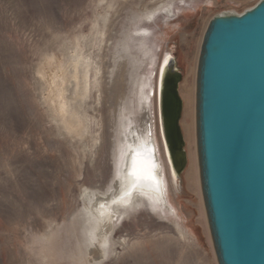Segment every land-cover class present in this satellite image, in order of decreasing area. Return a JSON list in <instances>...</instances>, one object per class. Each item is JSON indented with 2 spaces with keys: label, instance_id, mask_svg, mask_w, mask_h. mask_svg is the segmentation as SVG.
<instances>
[{
  "label": "rangeland",
  "instance_id": "1",
  "mask_svg": "<svg viewBox=\"0 0 264 264\" xmlns=\"http://www.w3.org/2000/svg\"><path fill=\"white\" fill-rule=\"evenodd\" d=\"M260 1L0 0V264H73V255L85 254L88 246L78 234L69 238L65 226L83 214L88 192H108L118 177L121 139L130 142L128 126L140 119L137 113L126 116L127 103L134 101L135 111L140 98L143 125L153 121L150 138L173 212L137 193L143 203L116 217L109 255L79 263L218 264L203 209L197 141L194 135L190 143L185 133L186 126L195 131L196 110L186 116L183 90L192 93L195 107L200 48L210 21L242 14ZM167 52L183 74L188 165L178 192L158 123L157 81ZM62 64L65 99L84 125L79 134L69 132L56 113L44 76ZM85 73L89 91L83 95Z\"/></svg>",
  "mask_w": 264,
  "mask_h": 264
},
{
  "label": "water",
  "instance_id": "2",
  "mask_svg": "<svg viewBox=\"0 0 264 264\" xmlns=\"http://www.w3.org/2000/svg\"><path fill=\"white\" fill-rule=\"evenodd\" d=\"M182 80L169 54L159 77V127L179 189L188 165ZM196 138L218 264H264V0L208 24L197 68Z\"/></svg>",
  "mask_w": 264,
  "mask_h": 264
},
{
  "label": "bare ground",
  "instance_id": "3",
  "mask_svg": "<svg viewBox=\"0 0 264 264\" xmlns=\"http://www.w3.org/2000/svg\"><path fill=\"white\" fill-rule=\"evenodd\" d=\"M164 9H166V8H164ZM169 9H168V11H169ZM169 54L172 55L173 53L167 52L164 56L163 61H165L166 57ZM78 62H79V60H78ZM74 66H75V64H74ZM62 67H64L63 64H62V66L59 65L57 67L56 71L50 72V70H48V71H46L44 76L46 77L49 86L53 90L52 91V95H53L52 102L53 103L52 102L51 103L54 105L56 113L64 121L65 126L67 127L69 132L79 134L82 131L84 125L80 119L76 118L78 116H76L74 114V112L71 111L72 109H70V107H69V104L67 102L68 100L66 101V99H65V95H64L65 78L62 76V74L61 75L58 74V71L63 70ZM161 67H162V64H161ZM161 67H160V71H161ZM78 68H79V66H78ZM49 69H51V68H49ZM74 71H75V73L73 72L74 74L72 73L73 75L72 74L71 75L76 80V85H77V82L79 81V75H78V72L76 69ZM86 71H84V72H86ZM160 71H159V76H158V81H157V94H156L157 95V108H158V92H159ZM88 74L85 73L84 76L82 77L83 79H81V81L82 80L84 81V85H85V87L83 86L84 87L83 95H86V93L89 91L88 90L89 89L88 88V80H89ZM140 83H141V81H140ZM183 91H184V95L186 98V105H187L186 116L187 117H194V112L196 110V106L194 107V97L192 96V93L190 91L186 90V88ZM195 92H196V90H195ZM80 96H82V95L80 94ZM195 96H196V94H195ZM137 102H138V100H137ZM134 103H135L134 101H131V103H127L128 106L126 109H127L128 113L126 116L129 119H133L134 114L137 113L136 115H138L137 117H139L140 119L137 118V120H139V121H137L138 122L137 124L134 123V121H133L128 126V129L130 132V137H129L130 142L127 143L126 141H122V139H121V144H120V148H119L120 149L119 160L123 157V164H122L121 169L118 170V173H119L118 177L115 179L114 182H112L113 183L112 185L110 184L111 188H110V190H108V192H100L99 190H94L92 192H88V194L89 193L90 194L92 193V194L89 195L87 197V199L84 200V202L87 201L86 202L87 205L84 204L85 209L83 208L84 209V212H82L83 214L80 215V213H81L80 212L79 213L80 216L78 218L76 216V218L72 222V224H69L70 225L69 227L65 226V232H67L69 234V238L72 239V238H74L75 234H78L79 239H81V241L84 243L83 244L81 242V244H83V246L85 245L84 246L85 248H86V246H88V248L92 247V249H89V250H87L88 248L85 249V254H84V251L82 252V250H81L80 251V254H81L80 257L77 255H73L72 259L70 258V260H72L71 262L73 264H78L80 261H85L87 259L90 260L89 257H91V256H94V257H91L90 261L87 260L88 263L93 262V261L98 262V261L104 260L109 255V247L110 246L107 247L108 246L107 241L111 238L110 237L111 233L115 229V226H116L115 220L117 219L116 217L121 215V214H125V213L130 214L133 204L143 203V201L141 200V197H140L141 201L138 200L139 195L137 193L144 192L145 194L151 195L158 202V204H160L161 208H165V206H166L170 209L171 212H173V209L171 208V206L169 204L168 197H167L165 180L161 179V177H160L161 167H160V161L158 158V152L156 150V146H155L154 142L152 141L153 139L150 138V134L153 135V121L150 120V122L148 123V124H150V127H148V124H146V123H145L146 125L145 124L143 125V123L145 121V114H142L143 108H144V105H143L144 102L140 98L138 104L136 105L137 108L135 109V111L133 110V104ZM195 105H196V100H195ZM183 110H184V103H183ZM158 123H159V109H158ZM142 127H144V130H146L145 136H144V132L141 130ZM159 130H160V127H159ZM134 131L136 132V134L134 133ZM185 133H186V136L189 139L190 143H191L192 139H194V135H195V142L197 141L196 127H195V131H194V126L193 127L192 126H186L185 127ZM160 135H161V132H160ZM161 139H162V137H161ZM118 142H120V141H118ZM122 142H123V144H122ZM135 152L143 153V156L141 157V159H143L144 161H147L150 164L151 169H152L151 178H147L144 175H141L140 179L137 180L134 176L130 175V172L132 171L131 165H132L133 153H135ZM164 152H165V148H164ZM165 156H166V152H165ZM197 156H198V154L196 153V157ZM187 158H188V154H187ZM166 160H167V163H168V166L170 169V174H171L170 178H171L172 186H174V188L176 189L177 192L179 190L182 191V189L181 188L179 189V187H178L175 175L172 173V169L170 167L167 156H166ZM197 165H198V157H197ZM194 173H195L194 166H191L188 173H187L188 185L190 187L194 183L193 182L194 181ZM199 176H200V174H199ZM181 186L183 188V185H181ZM201 195H202V193H201ZM122 196L125 198L121 200ZM84 198H86V197H84ZM202 201H203V197H202ZM203 209H204V214H205V218H206V224L208 227L204 203H203ZM208 230H209V228H208ZM78 236H77V238H78ZM75 240H77V239H75ZM70 242H71V240H70ZM69 244L72 245V243H69ZM74 244H75V246L78 245V244H76V242ZM78 248H79V246H78ZM83 248H81V249H83ZM77 253H78V251H77ZM65 258H66V256H65ZM63 259H64V257H63ZM70 260H67V262ZM81 264H83V262Z\"/></svg>",
  "mask_w": 264,
  "mask_h": 264
},
{
  "label": "snow or ice",
  "instance_id": "4",
  "mask_svg": "<svg viewBox=\"0 0 264 264\" xmlns=\"http://www.w3.org/2000/svg\"><path fill=\"white\" fill-rule=\"evenodd\" d=\"M142 156L143 153L141 152L133 153L131 165L132 171L130 172V175L134 176L137 180L140 179L141 175H144L147 178H151L152 176L151 166L147 161L141 159Z\"/></svg>",
  "mask_w": 264,
  "mask_h": 264
}]
</instances>
